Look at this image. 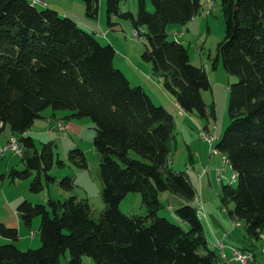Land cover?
Masks as SVG:
<instances>
[{
	"label": "trees",
	"instance_id": "obj_1",
	"mask_svg": "<svg viewBox=\"0 0 264 264\" xmlns=\"http://www.w3.org/2000/svg\"><path fill=\"white\" fill-rule=\"evenodd\" d=\"M82 1L86 15L96 17L99 0ZM121 1L105 0L108 23L112 16L130 19L147 41L141 56L152 63L163 87L183 111L207 119L213 108L208 111L202 97L211 88L206 70L192 64L186 46L167 32L170 22L192 19L201 0H151L152 9L139 0L136 15L121 9ZM220 6L225 31L217 60L236 77L229 86V122L215 144L236 185L221 180V200L234 203L229 216L241 220L247 236L258 240L264 229V0H220ZM115 53L112 44L101 43L55 8H39L32 0H0V133L9 126L19 135L26 164L23 170L11 169L12 180L28 177L42 163L47 181L55 180L47 173L54 159L52 143H43L38 151L28 130L47 108L69 110L73 117L94 122L105 203L94 216L88 198L75 193L71 176L59 181L66 198L49 197L47 204L22 200L17 207L26 224L35 215L41 218V245L19 249L17 227L0 221V236L9 241L0 243V264H62L66 251L68 264H82L84 255L96 264H222L191 203L194 187L184 171L168 165L174 138L171 113L114 65ZM69 157L87 166L82 149L71 150ZM29 188L43 189L38 175ZM164 191L182 198L175 213L186 229L158 214ZM128 192L141 194L145 214L120 209Z\"/></svg>",
	"mask_w": 264,
	"mask_h": 264
},
{
	"label": "rangeland",
	"instance_id": "obj_2",
	"mask_svg": "<svg viewBox=\"0 0 264 264\" xmlns=\"http://www.w3.org/2000/svg\"><path fill=\"white\" fill-rule=\"evenodd\" d=\"M32 1L39 8L48 5L62 15L72 17L79 25L93 32L101 43H110L114 46L116 52L113 58L114 65L125 72L132 84L143 85L152 98L160 102L172 115L174 138L168 154V165L173 170L184 171L196 190L197 198L191 203L198 209L197 202L202 203L205 214L200 217L207 240L212 239L214 229L219 233L217 237L220 240L239 248L245 247V250H253L257 263L264 264V229L260 239H250L242 221L229 216L228 211L234 208V203L223 204L221 200V180L223 183L230 181L236 185V181H233L231 166L215 149L217 137L229 122V86L236 77L225 71L220 58L217 60V44L223 38L225 31L220 0H201L200 11L187 23L170 22L167 25L169 37L178 39L186 46L190 62L206 70L211 88L203 90L202 97L208 105V111L211 105L213 108V114H209L207 119L200 117L196 112L181 111L174 105L172 94L153 74L152 63L141 56L147 47V41L137 35L130 19L112 16V23L109 24L105 0H99L98 14L94 18L86 15L82 0ZM138 1L122 0L121 9L130 10L136 15ZM146 2L152 9L151 0ZM141 31H145V27H142ZM58 120H64L67 123L65 131L57 129ZM9 133L10 128L6 126L0 133V138L4 140L9 136L8 141L11 137ZM95 133L94 122L90 117L76 118L71 116L69 110L47 108L42 112V117L35 120L34 128L28 134L32 136L38 151L41 150L43 143H52L54 159L47 173L55 178L53 182L47 181L43 163L39 170L32 168L28 177L12 180L11 169L23 170L26 164L22 156L11 151L6 154L0 152V221L17 227L19 239L15 241V244L19 249L27 250L41 245L39 234L41 218L35 215L31 224H26L17 215L20 213L17 204L22 200L47 204L49 197L66 198L69 195L68 192L59 185V181L65 176L72 177L75 184L74 191L78 197L88 198L94 216H98L104 209L105 203L101 196L102 182L99 176V156L93 143ZM75 148H80L84 152L86 167H80L70 159L69 152ZM130 155L138 157L134 151H130ZM37 175L43 184V189L32 192L29 186ZM159 197L163 207L158 210V214L166 216L170 221L186 229L187 226L177 218L175 213V208L180 206L182 198L171 191L161 192ZM168 205H172L173 208L170 209ZM119 207L127 214H145V206L139 192H128L120 201ZM5 241L9 242L0 236V243ZM214 246L219 252L217 243ZM68 258L66 251L65 255L61 256V263L68 264ZM82 264L96 263L92 257L84 255ZM232 264H238V262L233 261Z\"/></svg>",
	"mask_w": 264,
	"mask_h": 264
},
{
	"label": "built area",
	"instance_id": "obj_3",
	"mask_svg": "<svg viewBox=\"0 0 264 264\" xmlns=\"http://www.w3.org/2000/svg\"><path fill=\"white\" fill-rule=\"evenodd\" d=\"M66 126L67 125H66V122L64 120H58L56 123L57 129L60 131H65ZM8 151H11L18 156H23L24 146L19 139V135L15 134V133H11V138L9 139V141L5 142V144L0 147L1 154H6ZM197 204H198L201 212L205 214L202 203L199 201V202H197ZM32 234H34V232H32ZM217 243L221 246V249L224 253L225 244L219 243V240L217 241ZM231 252H232V259L237 261L239 264H255L252 261V255H246L244 253H240V252H238V250H234L232 248H231ZM224 255H225V253H224Z\"/></svg>",
	"mask_w": 264,
	"mask_h": 264
},
{
	"label": "crops",
	"instance_id": "obj_4",
	"mask_svg": "<svg viewBox=\"0 0 264 264\" xmlns=\"http://www.w3.org/2000/svg\"><path fill=\"white\" fill-rule=\"evenodd\" d=\"M143 86V85H142ZM147 91V90H146ZM149 93V92H148ZM150 94V93H149ZM152 97V96H151ZM174 98V97H173ZM156 101V100H155ZM158 103H160V102H158ZM174 105L175 106H177V107H179V105L177 104V102L175 101V99H174ZM180 108V107H179ZM180 110L181 111H183L181 108H180ZM34 123H35V121H34ZM34 123H33V125L30 127V129L28 130V133H31V131L33 130V128H34ZM66 125H67V123H66ZM11 133V132H10ZM9 133V134H10ZM7 137H9V136H7ZM5 138L4 140H2L1 138H0V146L1 145H3L4 143H5V141H7V139L8 138ZM196 191V190H195ZM196 198H197V196H196ZM18 205V204H17ZM18 215V217L20 218V219H22V217H21V214L19 213V214H17ZM20 221V220H19ZM7 224H9V225H11V226H14V224H10V223H8V222H6ZM229 232V231H228ZM212 233H213V237H212V239L209 241V243L213 246V248H215V246L214 245H216V243H217V241L218 240H220L218 237H217V235H219V233L218 232H216V230H212ZM224 244H225V248H224V253H225V255H224V253H223V251L221 250H219V252H220V255H221V262H222V264H232V262L233 261H235L234 259H232V252H231V246H234L233 244H229V242L227 243V242H225V241H223V240H221ZM234 247H236V246H234ZM239 248V247H238ZM243 248H245V247H243ZM246 249H248V248H246ZM251 251H253V250H251ZM254 252V251H253ZM255 253V252H254ZM257 258V257H256ZM237 262V261H236ZM239 264V263H238ZM255 264H260V263H257V260H256V263Z\"/></svg>",
	"mask_w": 264,
	"mask_h": 264
},
{
	"label": "bare ground",
	"instance_id": "obj_5",
	"mask_svg": "<svg viewBox=\"0 0 264 264\" xmlns=\"http://www.w3.org/2000/svg\"><path fill=\"white\" fill-rule=\"evenodd\" d=\"M11 138V137H10ZM9 138V139H10ZM9 141V140H8ZM7 141V142H8ZM225 161V160H224ZM233 177H235V174H233ZM198 214L200 215V216H202V215H204V213H202L201 212V210L200 209H198ZM238 224V223H237ZM239 225V224H238ZM219 243H222V241L221 240H219ZM217 245H218V247H219V249H220V251L222 250L221 249V246L217 243ZM232 249H234V250H238V252H240V253H244V254H246V255H252V261H253V263H255V261H256V257H255V254L253 253V252H250V251H248V250H242L241 248H238V247H234V246H232Z\"/></svg>",
	"mask_w": 264,
	"mask_h": 264
}]
</instances>
